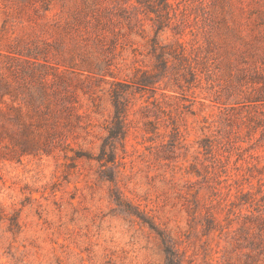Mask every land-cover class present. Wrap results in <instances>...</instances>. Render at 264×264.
I'll return each instance as SVG.
<instances>
[{"label": "rangeland", "instance_id": "374dc122", "mask_svg": "<svg viewBox=\"0 0 264 264\" xmlns=\"http://www.w3.org/2000/svg\"><path fill=\"white\" fill-rule=\"evenodd\" d=\"M0 71V264H264V0H0Z\"/></svg>", "mask_w": 264, "mask_h": 264}, {"label": "trees", "instance_id": "16d2710c", "mask_svg": "<svg viewBox=\"0 0 264 264\" xmlns=\"http://www.w3.org/2000/svg\"><path fill=\"white\" fill-rule=\"evenodd\" d=\"M137 1L140 3L141 0ZM166 63V61L162 63L164 69L167 68ZM10 73L13 82H10L4 72L0 71V159L5 160H12L11 156H6L7 154H13L16 157L36 154L35 152H38L42 141L40 135L36 133V128L45 124H55L63 113V111L53 112L39 106L25 109L18 100L26 96L29 102H34V97L37 95H39L38 99L46 97L47 80L41 79L39 81L40 88H37L36 91L29 85L30 83L23 76L24 73ZM141 78H150V76L144 74ZM117 119L119 123L120 117L118 116ZM5 140L12 148L1 144Z\"/></svg>", "mask_w": 264, "mask_h": 264}]
</instances>
